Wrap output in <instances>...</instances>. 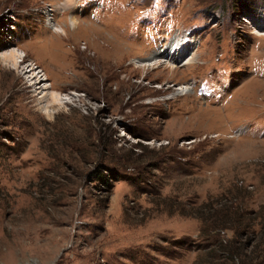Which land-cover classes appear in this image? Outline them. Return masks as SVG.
<instances>
[{"label":"rangeland","instance_id":"374dc122","mask_svg":"<svg viewBox=\"0 0 264 264\" xmlns=\"http://www.w3.org/2000/svg\"><path fill=\"white\" fill-rule=\"evenodd\" d=\"M75 1L0 0V264H264V0Z\"/></svg>","mask_w":264,"mask_h":264},{"label":"bare ground","instance_id":"6f19581e","mask_svg":"<svg viewBox=\"0 0 264 264\" xmlns=\"http://www.w3.org/2000/svg\"><path fill=\"white\" fill-rule=\"evenodd\" d=\"M75 2H76L75 0H68V2L66 4H64L62 7L59 8V11L63 12V11H67V10L68 11L73 10L74 6L76 4ZM70 20L72 23L71 25L73 26L72 29L77 27L76 26L77 20H76L75 16H73ZM48 25L49 26L51 25L52 27L56 26L54 18L49 16ZM54 32H57V33L62 34V35L64 34L67 37L70 36L67 34V29H65V28L61 29L59 26L55 27ZM193 44L196 45L197 44L196 41H192L191 44H188V43L184 44L183 40H180L179 38H174V40L170 46L167 45V47L165 49H162L158 53L154 52L153 55H150L148 57L147 61L145 60L146 62H144L143 64H138V65L141 68L151 70V69H158L161 67L163 68L164 66L169 65V64H171V66H172V64H174V65L179 64L180 59H182L184 56H186L188 54L187 52L189 51L191 45H193ZM110 46H112V45H110ZM113 46H115V44H113ZM118 46H117V48H118ZM113 48L117 51L116 56H119V58H121L122 55L124 56V53L122 54L121 53L122 51L121 52L119 51V49H121V46L119 47V49H117L115 47H113ZM122 48H124V47H122ZM100 51H102V50L100 49ZM100 51H98V52H100ZM17 55L18 54L16 52H14L13 54H11V59L16 61ZM197 57H198V54L196 52H193V54H190L188 57H186L184 59V66L194 64L197 61ZM14 64H15V62H14ZM167 69H169V71H171L172 73L175 72V70H176V68L173 66H172V68L167 66ZM32 72H33V70H28L25 74L29 75ZM32 80H33L32 87L34 89L42 90V91L47 90V87L45 85H42L44 80L42 78H39V75L33 74ZM192 90H193V87H191V85H186V86L182 87L181 89H178V92H181L182 94H187V93L191 92Z\"/></svg>","mask_w":264,"mask_h":264},{"label":"trees","instance_id":"16d2710c","mask_svg":"<svg viewBox=\"0 0 264 264\" xmlns=\"http://www.w3.org/2000/svg\"><path fill=\"white\" fill-rule=\"evenodd\" d=\"M98 179H100V181L101 182H103L104 184H106L107 182V180H105L104 179V176H103V174H99L98 175V177H97ZM264 229V228H263ZM262 244H264V233H262V236H261V238H260V240H259V242H258V246L260 245H262ZM235 252V251H234ZM256 253V252H255ZM232 254H233V252H232ZM237 259H238V252H237ZM238 264V263H237ZM239 264H245L244 262H242V260H241V263H239Z\"/></svg>","mask_w":264,"mask_h":264}]
</instances>
